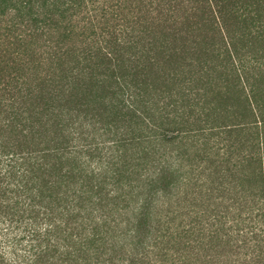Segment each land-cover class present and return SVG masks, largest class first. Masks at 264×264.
<instances>
[{
  "label": "trees",
  "instance_id": "1",
  "mask_svg": "<svg viewBox=\"0 0 264 264\" xmlns=\"http://www.w3.org/2000/svg\"><path fill=\"white\" fill-rule=\"evenodd\" d=\"M0 264H264V0H0Z\"/></svg>",
  "mask_w": 264,
  "mask_h": 264
}]
</instances>
